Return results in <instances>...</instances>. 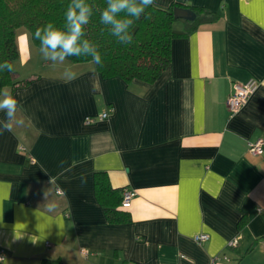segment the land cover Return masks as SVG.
Listing matches in <instances>:
<instances>
[{
    "label": "crops",
    "instance_id": "obj_1",
    "mask_svg": "<svg viewBox=\"0 0 264 264\" xmlns=\"http://www.w3.org/2000/svg\"><path fill=\"white\" fill-rule=\"evenodd\" d=\"M173 4L218 17L174 38L152 83L18 47L17 78L31 80L1 90L23 124L0 133V264H264V149L247 148L264 138V0H154ZM251 78L258 88L230 115L232 84ZM97 171L133 191L120 202L130 220H107Z\"/></svg>",
    "mask_w": 264,
    "mask_h": 264
},
{
    "label": "trees",
    "instance_id": "obj_2",
    "mask_svg": "<svg viewBox=\"0 0 264 264\" xmlns=\"http://www.w3.org/2000/svg\"><path fill=\"white\" fill-rule=\"evenodd\" d=\"M70 0H0V62L14 63L19 51L16 33L24 28L30 35L37 28L52 22L57 28H63L65 11ZM93 7L94 14L85 26V37L97 46L101 54L102 64L95 69L103 77L117 76L126 82L134 79L146 83L154 82L171 60V41L176 37L185 36L188 31L211 23L218 14L203 8H192L197 17L194 21H186L185 30H177L174 26L178 19L173 17V4L168 8L150 5L145 14L136 20L130 33L133 36L131 44L125 45L111 35L110 26L100 23V11L106 7L105 0H87ZM188 7V6H185ZM191 8V7H190ZM148 17V18H146ZM39 48V41L32 39ZM72 63L92 62L91 57H69ZM31 79H18L16 71L0 73V92L9 86L15 88L27 84ZM122 191V190H121ZM120 190L110 187L105 172L94 173V193L101 204L109 222H126L130 215L121 209L122 198ZM36 264H65L58 258H44Z\"/></svg>",
    "mask_w": 264,
    "mask_h": 264
},
{
    "label": "clouds",
    "instance_id": "obj_3",
    "mask_svg": "<svg viewBox=\"0 0 264 264\" xmlns=\"http://www.w3.org/2000/svg\"><path fill=\"white\" fill-rule=\"evenodd\" d=\"M106 7L100 11V23L110 26L111 35L121 44H131L133 36L130 29L136 20L145 14V10L154 4V0H105ZM94 14L93 7L87 0H70L64 17V27L57 28L52 22L37 28L34 34L27 32L17 36L18 47L29 50L31 40L39 41V53L45 61L53 65L64 63L69 57H91L96 65L102 64L101 54L97 46L84 38L85 26ZM148 18V17H146ZM13 64L0 62V73L13 72ZM68 79H74L71 73L65 74ZM19 101L7 90L0 92V133L11 131L14 125H22L23 120L17 119Z\"/></svg>",
    "mask_w": 264,
    "mask_h": 264
},
{
    "label": "built area",
    "instance_id": "obj_4",
    "mask_svg": "<svg viewBox=\"0 0 264 264\" xmlns=\"http://www.w3.org/2000/svg\"><path fill=\"white\" fill-rule=\"evenodd\" d=\"M258 88V81L254 78L248 79L245 82H235L232 84V89L226 99V108L230 115L235 114L249 99V97ZM107 113H103L100 118H106ZM89 122L90 120H86ZM248 152L252 155H258L264 149V138H259L255 141L248 142ZM134 193L131 189L125 187L122 189L121 206L126 207L130 204ZM209 235L206 233H200L194 235L193 239L196 243H202L208 240ZM237 240L232 239L228 246H235ZM3 251H0V260L3 258ZM215 258L212 260L214 261Z\"/></svg>",
    "mask_w": 264,
    "mask_h": 264
},
{
    "label": "water",
    "instance_id": "obj_5",
    "mask_svg": "<svg viewBox=\"0 0 264 264\" xmlns=\"http://www.w3.org/2000/svg\"><path fill=\"white\" fill-rule=\"evenodd\" d=\"M173 17L176 20L194 21L197 14L192 8L179 5L173 7Z\"/></svg>",
    "mask_w": 264,
    "mask_h": 264
},
{
    "label": "rangeland",
    "instance_id": "obj_6",
    "mask_svg": "<svg viewBox=\"0 0 264 264\" xmlns=\"http://www.w3.org/2000/svg\"><path fill=\"white\" fill-rule=\"evenodd\" d=\"M20 29H24V28H20ZM20 29L17 30V33H16L17 36H18V32L20 31ZM43 60H44V59H43ZM43 60H42V61H43ZM13 67L15 68V66H13Z\"/></svg>",
    "mask_w": 264,
    "mask_h": 264
}]
</instances>
